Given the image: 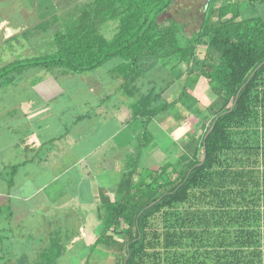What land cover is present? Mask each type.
Masks as SVG:
<instances>
[{
    "label": "trees",
    "instance_id": "16d2710c",
    "mask_svg": "<svg viewBox=\"0 0 264 264\" xmlns=\"http://www.w3.org/2000/svg\"><path fill=\"white\" fill-rule=\"evenodd\" d=\"M70 1L74 14L57 19L54 49L1 66L0 88L31 67L84 74L120 58L109 72L133 98L134 118L148 123L173 111L187 124L178 166L168 161L139 173L130 160L122 197L105 203L98 243L118 264H264V18L244 16L264 0H207L191 36L184 22L160 21L176 0ZM150 59L180 80L176 99L163 96L165 87L141 91ZM203 90L206 108L197 96ZM51 237L53 249L39 254V264L65 253L62 237Z\"/></svg>",
    "mask_w": 264,
    "mask_h": 264
},
{
    "label": "crops",
    "instance_id": "0c3cea01",
    "mask_svg": "<svg viewBox=\"0 0 264 264\" xmlns=\"http://www.w3.org/2000/svg\"><path fill=\"white\" fill-rule=\"evenodd\" d=\"M111 80L109 85L114 87L104 88L106 94L100 93V97L99 89L84 85L78 97L58 102L55 97L47 98L36 86L29 89L31 92L17 90L28 93L31 99L35 94L36 98L31 104H23L21 111L14 107L9 115L12 118L14 113L19 114L16 125L21 131L14 129V124L3 126L0 120V129L17 135L5 142L2 139L6 136L0 137V171L10 163L19 165L12 183L6 174L0 177L7 184H0V189H7L0 192L6 194L0 195V228L8 236L15 234L13 228L24 226L36 234L35 221L46 222L45 230L39 228V232L48 239L39 246L37 241L36 245L23 248L18 243L14 246V242H1L0 251L4 253L0 255V264H26L27 260L31 261L27 264H39L38 251L53 249L54 235L62 237L58 247L65 253L60 258L88 263L93 251L104 245L98 243V238L105 232V203L122 197L121 183L132 172L130 160L137 161L139 173L145 172L144 168L157 169L168 161L179 165L186 129L180 126L173 111L167 112L179 125L170 133L164 131L169 124L164 111L148 123L144 118H134L133 98L123 92L127 98L119 99L120 83ZM9 135L8 132L7 138ZM152 155L149 166L142 164L144 157ZM20 170L23 173L19 174ZM28 171L37 173L32 175ZM43 202L50 206L47 211ZM15 213L19 214L18 222ZM35 214L36 220L32 217ZM20 249L34 251L35 258L30 259L24 252L18 257Z\"/></svg>",
    "mask_w": 264,
    "mask_h": 264
},
{
    "label": "rangeland",
    "instance_id": "374dc122",
    "mask_svg": "<svg viewBox=\"0 0 264 264\" xmlns=\"http://www.w3.org/2000/svg\"><path fill=\"white\" fill-rule=\"evenodd\" d=\"M70 3H72L70 0H0V67L16 58L32 57L54 49V33L61 28L59 25L61 21L57 19H66L74 14L72 4ZM206 4L207 0H176L168 10V13L160 17V21L164 22L174 18L184 22L185 32L191 36L200 28ZM244 16H261L264 18V3L256 5L255 8L250 7L249 9H246ZM45 21H48L49 23L46 26H40ZM115 27V23H109L106 27L108 36L112 35ZM120 61V58H112L101 67L84 74L61 73L36 67H31L25 70L23 73L19 74L11 84L0 88V120L3 123V126L9 125L12 127L13 124L16 125V121H20L18 120L20 116L19 114L14 113L12 118H10L9 115L13 112L12 109L16 107L21 111L23 104H26L27 102L31 104L32 100L34 101V98H36L35 94L34 98L32 97L31 99L28 93H25L29 96L26 97L24 96V93H19L17 90L20 91L22 89L21 91L29 92L36 86L42 94L47 95V98L55 97L54 99L58 102L60 100L67 101L72 97H78L82 94L84 85H86V88L99 89L97 96L100 97V93L106 94L104 88L111 90L114 87L113 85H109L112 82V74L109 70L119 64ZM162 61L163 60L156 61L153 59L146 60L144 73L138 80L137 84L142 92H147L151 87H157L158 90L165 87L166 90L163 96L168 100L176 99L182 90L180 80L176 79V75L171 72L170 66L165 65ZM172 80H175V83H171ZM113 84H116V82L113 81ZM94 92H97V90H94ZM138 95L139 93L136 95L137 98ZM197 96L200 100V104L206 108L210 101L205 90L199 92ZM117 97L119 99L127 98L124 96L123 91L118 93ZM20 115H22V113ZM163 115H166V117L169 116V124L164 128V131L170 133L174 126L179 125V123L176 122L167 111H164ZM206 120V124H209L211 119ZM18 126L19 125L17 124L13 128L17 130ZM180 126H184L186 129L187 124L184 122L181 123ZM18 130L21 131V128H18ZM195 131L196 134H199L201 129L197 128ZM8 132L10 133L9 138H7ZM1 136H6V139H2V141L5 142L10 139L12 140L13 137L17 135L10 130L3 128L0 129V137ZM165 154L167 155L168 153L166 152ZM156 155L159 157L158 154ZM152 159L153 155L151 157H144L142 159V164L149 166L147 164L148 160L151 163ZM13 165L16 164L10 163L4 166V171L2 170L3 172L0 171V177H3V175L6 174L11 183L17 176L19 170L18 168L16 174L12 175L10 168ZM28 172H32V175H36L37 173L36 171ZM21 173L23 172L20 170L19 174ZM24 174H26V172ZM2 183L7 185L5 181L1 182L0 180V184ZM1 189L0 192H5L4 190H7L6 187H2ZM9 194L15 197L14 193L10 192ZM0 195L1 197H4L3 195L6 194ZM44 203L45 202H43V205L47 208V211L50 206ZM17 215L19 214L15 213L16 220L18 219ZM37 216L38 214H35L32 217L36 220ZM16 222H18V220ZM34 224L37 228V230L35 228V237L31 235L32 237L29 238V235L32 234V230L24 226L23 229L13 228L15 229V234H10L12 236L11 240L9 239L7 232L5 233V231L2 230L1 233L4 237L1 234L0 238H4L5 244H11L14 242L12 244L15 246V244L18 243L19 248H23L24 246L32 247L36 245L35 243L37 241V246H39V243H43L48 239L47 235L43 236L39 232V228L41 231L45 230L46 222L38 223L36 220ZM28 238L31 240H28ZM65 245L68 246L67 244ZM106 248L107 247L104 245H100L99 249L93 251V257H91L92 260H89L86 264H118L115 253L110 250H105ZM22 250L20 249L18 257L22 256V252H24L30 257V259L33 260L35 258L34 251ZM3 253L4 251H0V255ZM15 253L17 254L18 251ZM39 253H41V250L37 253L38 259H40ZM67 259L68 257H61L54 264H79L75 259H69V261ZM25 262L27 264L31 261L27 260ZM39 263H41V261Z\"/></svg>",
    "mask_w": 264,
    "mask_h": 264
}]
</instances>
